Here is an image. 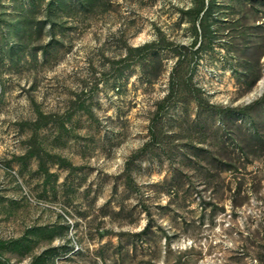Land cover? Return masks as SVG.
<instances>
[{"label": "rangeland", "instance_id": "rangeland-1", "mask_svg": "<svg viewBox=\"0 0 264 264\" xmlns=\"http://www.w3.org/2000/svg\"><path fill=\"white\" fill-rule=\"evenodd\" d=\"M207 3L0 0V264H264V0Z\"/></svg>", "mask_w": 264, "mask_h": 264}, {"label": "trees", "instance_id": "trees-1", "mask_svg": "<svg viewBox=\"0 0 264 264\" xmlns=\"http://www.w3.org/2000/svg\"><path fill=\"white\" fill-rule=\"evenodd\" d=\"M80 2L83 3L84 0H80ZM194 3H195L194 4L195 5L194 8H191L192 10L189 11V13L191 14V18L190 19L193 21V23L197 21V24H198L199 28L202 31L199 35L202 36L203 38H207L208 37V35H207L208 32L206 31V29L208 28V24L206 22V18L211 13V11H210V9H211L210 7L211 6L208 3L206 4V0H194ZM25 20L26 19H24V18H22L20 20V23L17 26L18 29H21V28L25 27L26 24L28 25V22H29L28 18H27L26 21ZM194 30H195V34H197L198 29H197V26L195 24H194ZM24 31L26 32V28L25 29L23 28V32ZM128 49H129V52L132 53V54L134 52L136 53V52L144 51V49L140 48V47L139 48L129 47ZM151 51H155V50L153 49ZM146 52H140V54H142L141 56H143ZM263 103H264V93L261 95V97L257 98L252 104L244 105V106H242L243 108H241V107L235 108V110L238 111V112H243V113L250 114L251 113V111H250L251 108H253L257 104L260 105V104H263ZM232 111L233 110L231 108H227L225 110V112L227 114H230ZM42 117H43L45 123L47 122V120H49V116H46L44 114H39V118L35 122V124L37 125V127L35 128V134H36V129L41 126V123L43 124V122L40 120ZM154 134H156V132H153V137H154ZM35 149H36V147H35ZM244 151L246 153V150H244ZM130 181L132 182V178H130Z\"/></svg>", "mask_w": 264, "mask_h": 264}]
</instances>
